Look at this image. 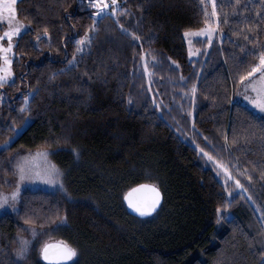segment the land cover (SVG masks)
Returning <instances> with one entry per match:
<instances>
[{"label": "trees", "instance_id": "1", "mask_svg": "<svg viewBox=\"0 0 264 264\" xmlns=\"http://www.w3.org/2000/svg\"><path fill=\"white\" fill-rule=\"evenodd\" d=\"M216 4L218 36L194 59L183 33L205 25L200 0H118L117 16L103 20L89 0H17L30 34L14 45V85L0 88V146L11 140L0 186L9 157L47 147L65 194L26 191L15 212L0 213V264H17L15 240L26 228L45 234L20 264H47L41 248L61 241L77 251L67 264H264V118L236 100L234 84V73L258 63L246 53L264 50V0ZM86 34L91 44L78 53ZM148 80L180 119L157 112ZM25 94L34 99L21 114ZM201 149L246 191L225 183ZM141 184L162 194L149 217L123 199Z\"/></svg>", "mask_w": 264, "mask_h": 264}, {"label": "snow or ice", "instance_id": "2", "mask_svg": "<svg viewBox=\"0 0 264 264\" xmlns=\"http://www.w3.org/2000/svg\"><path fill=\"white\" fill-rule=\"evenodd\" d=\"M200 2L202 5H204L205 0H200ZM89 3L90 7L96 9L94 15L96 17H99L100 20H103L104 18L111 19L112 17L117 16V11L119 8L118 0H110V4L109 0H89ZM16 4L17 0H0V23L4 21L6 14L8 26V30L4 31L3 34L0 35V88L4 87L5 83L9 81L12 82V85H14L15 83V81L13 80V59L11 58L12 55H14L13 38L20 36L22 29H24L26 33L30 34V29L24 28V25L19 23L16 11ZM211 4L212 11L210 14L206 11L205 6L206 26L196 33H184V38L188 41V44L190 45L188 53L189 57L201 55L199 49H197L196 51L192 50L191 45L193 43V40L188 39L190 36L204 37L206 39L203 42L211 46L213 43V38L219 29L216 0H211ZM110 5L111 11H108ZM120 14L125 15L127 13L121 11ZM213 18H217L215 26H213V23L211 22ZM115 22L119 23V20L117 19ZM227 22V19H225L224 23ZM98 23L99 20H94V26L91 29L92 31L96 30L95 25H97ZM122 31L125 35L131 36L133 40L140 39L139 36L129 33L127 29L122 28ZM44 33L45 37H47V28L44 29ZM41 39L42 38L40 36H37V42H39ZM244 39L248 40V36H245ZM5 40H7L6 47L3 45V41ZM76 43L78 45L76 51L80 53L83 52V47L80 46L90 45L91 39L86 34L85 39L78 40L76 41ZM221 51H223V49H221ZM248 54L254 56L258 60V63L251 66L250 70H247L244 74H241L239 72L234 73V75L238 77V79L234 81V84H238L240 86V91L236 94L242 95L243 99L247 101V103L251 105L253 109L258 110L260 113H264V50H249L246 55ZM204 55L208 54L204 53ZM75 60L76 57L73 56L71 60L66 61V63L69 65V69L76 67ZM241 64H243V61H241ZM177 67L179 66L177 65ZM145 70L147 71V67H145ZM63 71L64 70L62 69L61 73H63ZM56 75L57 74L54 73L50 79L54 80ZM253 77H257V79L253 80ZM196 91V87L193 86V97L195 96ZM252 93H254L255 95H252ZM38 94L39 93L37 92L36 95ZM2 99L3 97L0 96V100ZM32 99H34V96L32 94H25L23 96L22 106L19 108V112L21 114H25L30 111L29 102ZM129 103H131V100H129ZM27 125L28 121L25 120V126ZM20 131H23V129H21ZM17 135H19V132H17ZM205 139H207V137H205ZM227 139V136H225L226 142ZM232 142L233 144L237 142L235 136L233 137ZM8 147H10V145H5L0 148V154H2L3 151H6ZM73 151L75 152V150ZM201 151L203 152V156L207 158L208 162L212 163L217 169H223L225 183L232 180L231 173L227 170L224 165L219 164L217 161L213 160V156L209 155L207 151H204L203 149H201ZM48 155L49 154L46 152L37 153L35 154V156H24L21 160L16 162V190L12 192L10 196L0 193V207H3L4 204L7 203L9 200L15 203L19 196L20 185L25 183L26 181L35 182V180L39 179L44 184L52 186H57L58 184L61 190L64 189V185L60 181V173L56 169L55 165H52L47 161ZM76 155L78 156L79 154L76 153ZM38 159H42L43 163H37ZM217 175H220L219 171L217 172ZM248 178L249 180H251L250 176ZM235 185L237 188H242V185L240 184L239 180L235 181ZM242 190L246 191V189ZM123 199L127 202L128 208L131 209L134 213H136L139 217H149L152 216V214L155 213L160 207L162 194L159 188L155 185L141 184L138 187L132 188L130 191H128L124 195ZM249 199H251V197H249ZM24 222L25 224H30L32 223V220L31 218H26ZM25 231H30L33 237L37 235L35 229ZM261 234H264V228H262ZM19 243L20 247L16 251L17 264H20V262L27 259L28 253L30 251L28 240L21 239ZM41 256L42 259L47 262V264H67L68 261H72L73 258L77 256V251L69 244L61 241L57 244H45L41 249Z\"/></svg>", "mask_w": 264, "mask_h": 264}, {"label": "rangeland", "instance_id": "3", "mask_svg": "<svg viewBox=\"0 0 264 264\" xmlns=\"http://www.w3.org/2000/svg\"><path fill=\"white\" fill-rule=\"evenodd\" d=\"M201 3V2H200ZM202 8L205 12V6H206V11L210 14L211 11H212V4H211V0H205V3L204 5H202ZM19 20V19H18ZM213 23V26H215L216 24V21H215V18H213V20L211 21ZM19 23L24 25V28L27 29V26L24 22L20 21L19 20ZM206 26V23L205 25H203L201 28L199 29H195V30H190V31H186V32H190V33H196V32H199L201 29H203L204 27ZM8 30V26H7V16L5 14V18H4V21L2 23H0V35L3 34L4 31H7ZM24 32V29H22L21 31V34ZM185 33V32H184ZM184 33H183V38H184ZM20 34V35H21ZM218 36V32L216 33V35L214 36V38H216ZM19 36L17 37H14L13 38V44L15 45V42L17 40ZM213 38V39H214ZM188 39H191L193 40V43L191 45V48L193 51H196L197 49L200 50V53L202 54L203 52L206 53L208 51V44L206 43H202V41H204L206 38L204 37H195V36H190ZM184 41H185V45H186V48H187V53H189V47L190 45L188 44V41L184 38ZM3 45L6 47L7 46V40L3 41ZM13 52H14V49H13ZM15 52H14V55H12V59L14 60L15 59ZM189 56V54H188ZM199 56V55H198ZM198 56H192V57H189V58H194V59H197ZM148 76V75H147ZM258 76V74H257ZM14 75H13V80H14ZM253 80H256L257 77H253L252 78ZM149 82H147L148 84V93L150 95V98L152 99V105L157 109V112L159 114L162 115V111L165 110L167 114H170V115H176L179 114V113H174L172 112V110L169 108V106L167 105L166 101L162 100L161 98L158 97L159 94H157L155 92L154 89L151 88L150 86V80H148ZM11 83V81L9 82H6L5 85ZM240 91V87L238 88V90L236 91L239 92ZM235 93V98L236 100L241 103L246 109H248L249 111L253 112L254 114L264 118V113H260L258 110L256 109H253L251 105H249L247 103V101H245L243 99V96L242 95H237ZM252 95H255L254 93H252ZM189 98V96H184V100L187 101ZM171 102L174 103L173 101V98L171 97ZM170 105V103H169ZM182 112L183 114H185L186 112V108H182ZM173 113V114H172ZM177 119H180L178 116H177ZM28 121V123L30 122L29 119H26ZM180 121V120H179ZM181 122H183L181 120ZM178 123V122H176ZM179 124V123H178ZM180 125V124H179ZM185 125V124H184ZM186 126V125H185ZM26 126H25V122L23 123V125L21 127H19L17 130H16V133H15V136H17V132H22L20 131L21 129H24ZM191 127V126H190ZM192 129V127H191ZM14 136V137H15ZM11 141V140H10ZM10 141L4 143L3 145H1L0 147H3L5 145H8L10 143ZM43 152H46L48 153L49 155L47 156V161L48 163L52 164V165H55L56 169L58 170V172L60 173V181L63 183V173L61 172V170L58 168V166L53 162V160L51 159V152L52 150L50 148H39V149H34V150H19L17 151L14 155H12L11 157H9L8 159V166H9V175L8 177L4 178L3 181H2V185L0 186V193L4 194V195H9L14 192L16 190V183H17V177L15 175V166H16V162L21 160L24 156H29V155H33L35 156V154L37 153H43ZM202 152V151H201ZM37 163H43V160L42 159H38L37 160ZM228 170V169H227ZM218 171L220 172V175L222 176V179L225 181V177H224V172H223V169H218ZM230 172V170H228ZM231 173V172H230ZM232 175V174H231ZM238 180L236 178H234V176L232 175V180L228 181L230 183H232V185L238 189V190H242L244 189L243 186L242 188H237L236 185H235V181ZM241 184V183H240ZM242 185V184H241ZM34 190H42V191H49V192H61L63 194H65V191L64 189L61 190L57 184V186H52V185H48V184H44L42 183L39 179L35 180V182H25L23 184L20 185V192H19V196L17 198V201L15 203H13L11 200H9L7 203L4 204L3 207H0V213H3V212H15L17 210V207L19 205V202H20V196L22 193L26 192V191H34ZM26 230H31L30 228H26ZM37 235L41 234L42 231H39L37 229H35ZM43 234L45 233H42L40 236H42ZM36 235V236H37ZM33 237L31 235V232L30 231H25L22 235H17L16 236V240H15V247L13 249V256L15 258V261L17 262L16 260V251L18 250V248L20 247V243L19 241L21 239H26L29 241V248H30V251L28 253V257H30V253L32 251H35L36 249L39 250L40 246H39V242L41 241L40 239V236L39 237ZM36 250V251H38ZM25 261V260H24Z\"/></svg>", "mask_w": 264, "mask_h": 264}, {"label": "water", "instance_id": "4", "mask_svg": "<svg viewBox=\"0 0 264 264\" xmlns=\"http://www.w3.org/2000/svg\"><path fill=\"white\" fill-rule=\"evenodd\" d=\"M138 187V186H137ZM135 188V187H134ZM131 190V189H130ZM129 190V191H130ZM125 203L127 204V202L125 201ZM129 209V208H128ZM131 212H133L131 209H129ZM48 244H57V243H48ZM42 249V248H41ZM40 257H41V259H42V256H41V251H40ZM43 260V259H42ZM44 261V260H43ZM44 262H46V261H44ZM47 263V262H46Z\"/></svg>", "mask_w": 264, "mask_h": 264}]
</instances>
